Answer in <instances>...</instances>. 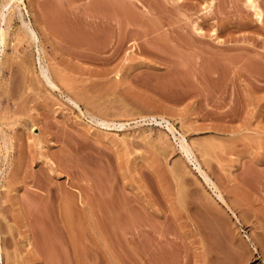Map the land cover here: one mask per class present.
Listing matches in <instances>:
<instances>
[{"label": "rangeland", "instance_id": "rangeland-1", "mask_svg": "<svg viewBox=\"0 0 264 264\" xmlns=\"http://www.w3.org/2000/svg\"><path fill=\"white\" fill-rule=\"evenodd\" d=\"M5 1L0 264H264V0Z\"/></svg>", "mask_w": 264, "mask_h": 264}, {"label": "bare ground", "instance_id": "bare-ground-1", "mask_svg": "<svg viewBox=\"0 0 264 264\" xmlns=\"http://www.w3.org/2000/svg\"><path fill=\"white\" fill-rule=\"evenodd\" d=\"M30 1V0H29ZM6 3H5V5H4V7L6 8L11 2H18V3H20V4H24V2H23V0H7V1H5ZM31 2H32V0H31ZM36 2V1H35ZM34 2V3H35ZM33 3V2H32ZM29 4H31V3H29ZM3 7V8H4ZM30 8H31V6H30ZM35 11V10H34ZM257 14V16H258V18H260V15L258 14V13H256ZM2 15V14H1ZM53 26V25H52ZM52 26H50L49 28L51 29V27ZM55 27V26H54ZM53 28V27H52ZM28 31H29V33H30V35L32 36V38L33 39H37V36H36V33H35V30H34V28L31 26V25H28ZM49 29V30H50ZM54 29V28H53ZM52 29V30H53ZM55 30V29H54ZM4 32H3V29H0V42H3V36H4V34H3ZM58 33V32H57ZM141 35L142 34H140L139 36L141 37ZM143 36H144V34H143ZM132 43H134V42H132ZM134 45V44H133ZM43 72V75L45 76V78L47 79V81L49 82V84H51V86H54L55 87V85L53 84V82L50 80V78H49V75L46 73L47 71L46 70H44V71H42ZM182 145H181V148H182V150H183V153H184V155L186 156V158L190 161V162H193V164H194V166H195V168H197L199 171H200V169H199V166H198V164L195 162V160L193 159V157H192V155H191V152H190V150H189V148L187 147V144L182 140ZM200 173H201V171H200ZM201 175L203 176V180H204V182H205V184L211 189V191L214 193V195L217 197V199H221V196H220V194L217 192V190L215 189V186H214V184H213V182L205 175V174H203V173H201ZM80 197V196H79ZM84 198V197H83ZM84 200V199H83ZM222 200V199H221ZM83 202V201H82ZM39 210V209H38ZM40 211V210H39ZM38 211V212H39ZM233 214V213H232ZM36 249V248H35ZM1 247H0V259H1Z\"/></svg>", "mask_w": 264, "mask_h": 264}]
</instances>
